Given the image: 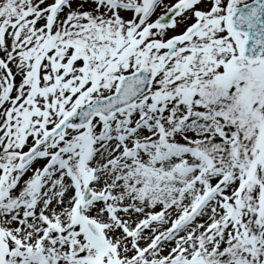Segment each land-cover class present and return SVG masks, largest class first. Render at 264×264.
Instances as JSON below:
<instances>
[{"label":"snow or ice","instance_id":"6c2138e0","mask_svg":"<svg viewBox=\"0 0 264 264\" xmlns=\"http://www.w3.org/2000/svg\"><path fill=\"white\" fill-rule=\"evenodd\" d=\"M0 264H264V0H0Z\"/></svg>","mask_w":264,"mask_h":264}]
</instances>
